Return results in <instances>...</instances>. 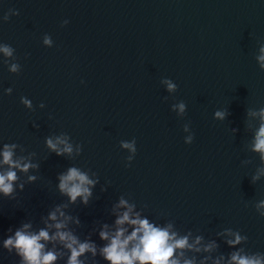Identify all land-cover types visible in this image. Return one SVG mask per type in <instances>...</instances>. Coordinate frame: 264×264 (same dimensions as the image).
<instances>
[{
  "label": "water",
  "instance_id": "water-1",
  "mask_svg": "<svg viewBox=\"0 0 264 264\" xmlns=\"http://www.w3.org/2000/svg\"><path fill=\"white\" fill-rule=\"evenodd\" d=\"M45 33L53 47L43 45ZM0 42L22 65L14 74L0 63V142L23 146L19 155L36 152L40 162L36 182L15 200L0 198V240L21 222L41 227V216L66 201L57 174L76 165L100 177L87 207H69L81 234L97 220L110 222L108 209L123 194L181 232L215 238L231 227L248 236L245 249L264 252V217L254 208L264 198V160L252 150L259 116L250 114L264 107V70L255 59L264 46V0H0ZM163 77L178 84L176 93ZM179 100L187 105L182 117L171 110ZM217 109L229 111L225 120L214 118ZM60 132L83 146L80 156L47 150L45 137ZM132 138L137 153L126 166L120 141ZM0 261L18 257L0 249Z\"/></svg>",
  "mask_w": 264,
  "mask_h": 264
},
{
  "label": "clouds",
  "instance_id": "clouds-1",
  "mask_svg": "<svg viewBox=\"0 0 264 264\" xmlns=\"http://www.w3.org/2000/svg\"><path fill=\"white\" fill-rule=\"evenodd\" d=\"M15 15H19L18 9ZM9 18L5 13L2 21ZM68 23L67 19L62 21V25ZM42 43L47 47L54 45L51 35L47 33L43 35ZM255 59L259 68L264 70V46L259 48ZM0 63L14 74H19L22 68L15 48L5 42H0ZM160 83L169 94L176 93L178 89V84L169 77H163ZM3 92L11 95L13 88H4ZM20 102L30 111L34 110L33 102L27 96H21ZM45 106L41 101L39 108ZM171 110L182 117L186 114L187 105L179 100L171 104ZM250 114L259 116L252 150L264 160V107ZM213 115L215 119L223 121L229 111L217 109ZM183 131L187 133L184 142L191 144L194 133L189 123L183 125ZM231 131L235 134L239 129L232 128ZM44 144L50 153L66 158L80 156L83 151V146L74 143L66 132L46 136ZM120 147L127 151L126 166H130L137 153L136 139L121 140ZM17 148L24 147L16 142H0V198L15 200L26 184L38 180L36 172L32 171L40 168L39 160L32 158L36 152L19 155ZM20 173L25 174L27 183L21 179ZM256 179L258 177H254L253 181ZM98 184L100 177L95 171L76 165L68 166L57 174L55 185L66 201L51 206L41 216L43 225L37 229L33 228L30 221L21 222L14 228L9 227L8 234L0 240V249L18 257L17 264H60L61 261L63 264H101V260L106 264H264V252L245 249L243 245L248 241V236L238 229L222 228L215 233V238L194 234L191 229L181 232L172 219L161 221L159 217L152 218L146 214V205L140 207L135 200L123 194L108 209L112 217L110 222L97 220L86 234H81V218L73 214L69 207L77 204L87 207L96 198L94 190ZM100 191H107V186L101 185ZM254 208L264 217V198L258 199ZM94 235L102 243L93 239ZM221 241L231 249L227 255L219 252Z\"/></svg>",
  "mask_w": 264,
  "mask_h": 264
}]
</instances>
